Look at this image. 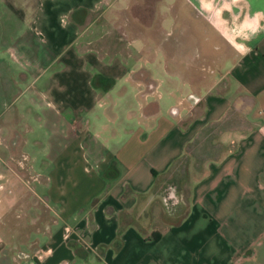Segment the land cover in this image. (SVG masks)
Wrapping results in <instances>:
<instances>
[{
    "label": "crops",
    "instance_id": "crops-1",
    "mask_svg": "<svg viewBox=\"0 0 264 264\" xmlns=\"http://www.w3.org/2000/svg\"><path fill=\"white\" fill-rule=\"evenodd\" d=\"M123 1L0 0V125L37 127L22 167L53 217L38 264H264V31L208 87L136 35L132 54L84 46Z\"/></svg>",
    "mask_w": 264,
    "mask_h": 264
},
{
    "label": "rangeland",
    "instance_id": "rangeland-1",
    "mask_svg": "<svg viewBox=\"0 0 264 264\" xmlns=\"http://www.w3.org/2000/svg\"><path fill=\"white\" fill-rule=\"evenodd\" d=\"M165 1L136 0V13L128 7L117 13L100 8L92 16L98 27L87 34L90 37L84 46L123 55L140 48L139 54L154 60L158 67L167 64L170 71L210 87L217 71L230 66L231 54L251 50L264 31V0H253V5L249 0ZM121 4L125 6L123 0ZM133 35L142 40L135 51L129 44ZM18 129L8 134L0 125V260L13 257L15 262H26L28 257L38 264L45 250L40 238L52 227L53 217L36 191L45 176L22 167L26 157L19 143L22 138L30 141L37 127ZM9 137H15V143L6 150L4 145L12 146ZM30 145L25 152L35 150ZM7 153H12V158ZM172 193L175 199L170 201L175 202L168 208L160 199L165 212L175 211L182 202L177 188ZM68 233L65 227L62 234L67 238Z\"/></svg>",
    "mask_w": 264,
    "mask_h": 264
},
{
    "label": "built area",
    "instance_id": "built-area-1",
    "mask_svg": "<svg viewBox=\"0 0 264 264\" xmlns=\"http://www.w3.org/2000/svg\"><path fill=\"white\" fill-rule=\"evenodd\" d=\"M187 98L190 99L192 101V103H197L199 102L200 98L198 96H195L193 94H187ZM170 112L171 113H175L176 112V108L175 107H172L170 109ZM173 198V193L170 194V196H168V198ZM39 259H40V256H37ZM26 264H35V260L32 258V259H28L27 257V260H26Z\"/></svg>",
    "mask_w": 264,
    "mask_h": 264
}]
</instances>
